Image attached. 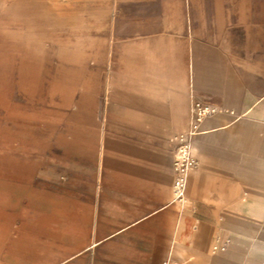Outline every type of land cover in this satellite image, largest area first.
<instances>
[{
	"label": "crops",
	"instance_id": "crops-1",
	"mask_svg": "<svg viewBox=\"0 0 264 264\" xmlns=\"http://www.w3.org/2000/svg\"><path fill=\"white\" fill-rule=\"evenodd\" d=\"M42 3L0 0V12L26 37L28 15L51 13ZM81 11L84 69L108 105L36 133L34 150L6 139L34 173L0 179V264H264V0H82ZM194 100L217 110L193 137L178 201Z\"/></svg>",
	"mask_w": 264,
	"mask_h": 264
},
{
	"label": "rangeland",
	"instance_id": "rangeland-1",
	"mask_svg": "<svg viewBox=\"0 0 264 264\" xmlns=\"http://www.w3.org/2000/svg\"><path fill=\"white\" fill-rule=\"evenodd\" d=\"M42 2L51 13H42L40 19L28 15L26 37L18 35V20L3 19L0 12V179L12 168H25L28 179L34 173L33 161L20 164V153L8 147V137L34 150L36 133L66 125L77 109H89L92 114L108 105L106 86L99 85L98 75L93 74L97 69L92 68L91 75L84 69L88 54L84 52L82 0ZM196 56L209 76V45L204 42ZM88 77L90 85L85 82ZM87 119L90 124L95 117Z\"/></svg>",
	"mask_w": 264,
	"mask_h": 264
},
{
	"label": "built area",
	"instance_id": "built-area-1",
	"mask_svg": "<svg viewBox=\"0 0 264 264\" xmlns=\"http://www.w3.org/2000/svg\"><path fill=\"white\" fill-rule=\"evenodd\" d=\"M216 106L202 101L195 100L192 106V122L187 131L179 135V143L174 159V182L173 199L182 201L185 199L190 170L196 165V157L193 151V137L200 130V123L203 119L216 112Z\"/></svg>",
	"mask_w": 264,
	"mask_h": 264
}]
</instances>
